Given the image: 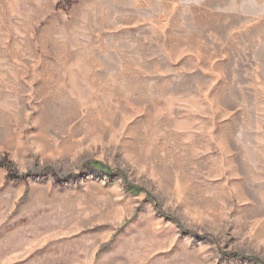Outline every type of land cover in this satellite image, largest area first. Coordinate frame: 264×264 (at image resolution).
<instances>
[{"label":"rangeland","instance_id":"1","mask_svg":"<svg viewBox=\"0 0 264 264\" xmlns=\"http://www.w3.org/2000/svg\"><path fill=\"white\" fill-rule=\"evenodd\" d=\"M0 264H264V0H0Z\"/></svg>","mask_w":264,"mask_h":264}]
</instances>
